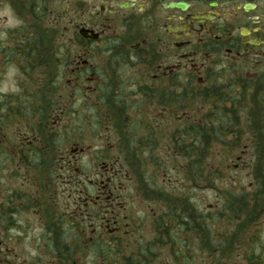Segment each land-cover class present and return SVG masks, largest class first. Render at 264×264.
<instances>
[{"label":"flooded vegetation","instance_id":"flooded-vegetation-1","mask_svg":"<svg viewBox=\"0 0 264 264\" xmlns=\"http://www.w3.org/2000/svg\"><path fill=\"white\" fill-rule=\"evenodd\" d=\"M216 82L264 94V0H0V182L11 174L16 227L33 215L42 238L65 235L73 264H264V206L210 212L221 199L190 196L164 216L116 142L114 160L85 164L90 144L67 139L68 120L113 124L112 108L175 123L179 93ZM247 104L264 122V100Z\"/></svg>","mask_w":264,"mask_h":264},{"label":"trees","instance_id":"trees-1","mask_svg":"<svg viewBox=\"0 0 264 264\" xmlns=\"http://www.w3.org/2000/svg\"><path fill=\"white\" fill-rule=\"evenodd\" d=\"M213 86L215 88L208 91L179 93V101L185 105H180L178 111L181 109L184 113L179 114L180 119L175 123H162L163 127L154 122V115L139 106L135 109H111L116 120L113 124H106L109 127L107 132L115 136L112 139L117 143L119 158L137 182L140 196L165 198L161 203L168 208L163 211L164 216H171L176 205L183 207V212L187 213L186 198L207 188L216 193L211 203L221 199L216 202L220 208L210 212L243 215L254 212L253 206H264V122L255 121V107L247 104L264 100V94L238 89L235 85L227 87L221 82ZM187 102H191L189 106ZM68 126L75 129L74 122ZM90 130L97 132L93 128ZM166 134L169 135L166 137ZM246 154L250 159L246 166L250 177L248 184L243 180H233L229 165V160H241ZM111 157L115 159L114 154ZM236 165L231 166L235 168ZM226 179L231 184L224 183ZM11 183V174L2 173L0 264H16L17 255L20 264H41L45 261L73 264L78 253L62 250L70 242L59 233L50 232L44 238L38 236V252L29 260L22 259L14 247L3 248L13 240L12 236L6 235L16 228L12 215L15 204ZM3 191L5 194L1 198ZM204 203L202 200L195 201L194 213L205 212L201 208Z\"/></svg>","mask_w":264,"mask_h":264},{"label":"rangeland","instance_id":"rangeland-1","mask_svg":"<svg viewBox=\"0 0 264 264\" xmlns=\"http://www.w3.org/2000/svg\"><path fill=\"white\" fill-rule=\"evenodd\" d=\"M81 94L80 93H73V98L71 101V104L68 107V111L71 112L73 111V108L77 107L79 105V98H80ZM184 111L183 110H179V114H183ZM72 123L69 122V120L67 121V139H74L75 141L78 142H84L86 144H90V147L87 148V150L81 155L82 159L81 161L84 162L85 164L91 163V162H87L86 161L89 158H92L93 161L92 163H100L101 161H110L113 160V158L111 157V155H113V152L110 150L109 146L115 142V140H107L109 142L106 141L105 139V134H107L108 132V128L106 124H95L94 126L89 125V124H80V123H75V129L70 128L68 125H71ZM166 125V124H165ZM163 127V126H162ZM165 127V126H164ZM95 129L99 134H102V136H91L90 133L92 134L90 129ZM69 135H68V131ZM86 134L83 135L82 137L79 134ZM98 134V135H99ZM169 134H166V137ZM100 138V139H99ZM68 142H71V140H69ZM109 150V152L107 151ZM250 161L248 155L246 154V156L243 157V159H239L237 160V158L235 159H231L229 160V165L232 168L231 173H232V179L235 181L238 180H243L245 181L247 184L250 181V177H249V169L246 167L248 164V162ZM235 164H238L237 167H232L233 165L235 166ZM232 165V166H231ZM3 173V172H2ZM87 174V178H89V176H91L92 172ZM83 175V178L85 177ZM175 175V174H174ZM170 176H173L172 173H170ZM230 176V174H229ZM228 176V177H229ZM77 177V176H76ZM126 177V175H125ZM127 178V177H126ZM86 179V178H84ZM229 183L228 179H226V181L224 183ZM231 182V180H230ZM10 183V182H9ZM14 182L11 183V185H13ZM222 183V184H224ZM5 184V183H4ZM231 184V183H229ZM3 194H5V191H3ZM215 194L213 190L207 188V190L205 191H199L197 192V195L195 194L194 197L196 198H209L210 200H212L213 197H215ZM27 214H31V212H28ZM26 214V215H27ZM23 219H20V226L16 227L12 230H10V233L8 235H6V237H11L12 236V241H8L7 245L5 244L3 248H12L14 247L15 250H17L20 253L21 258H27L28 260L30 259V256H34L37 252L38 249H36V247L38 246V244L40 243V241L37 239L38 236H42L41 232L42 230L39 229V221L37 219V217L33 216V215H28V216H24L22 217ZM41 227V226H40ZM37 239V240H36ZM1 242V240H0ZM9 245V246H8ZM7 251V250H5Z\"/></svg>","mask_w":264,"mask_h":264}]
</instances>
